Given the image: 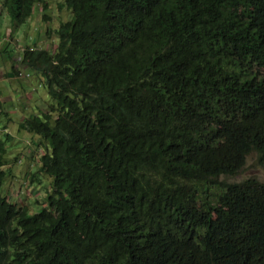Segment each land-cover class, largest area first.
<instances>
[{
  "label": "trees",
  "instance_id": "1",
  "mask_svg": "<svg viewBox=\"0 0 264 264\" xmlns=\"http://www.w3.org/2000/svg\"><path fill=\"white\" fill-rule=\"evenodd\" d=\"M40 4L0 0L15 28ZM60 7L56 53L4 61L49 94L20 126L53 192L37 214L6 199L2 126L0 264H264V181H230L252 153L264 167V0Z\"/></svg>",
  "mask_w": 264,
  "mask_h": 264
},
{
  "label": "rangeland",
  "instance_id": "2",
  "mask_svg": "<svg viewBox=\"0 0 264 264\" xmlns=\"http://www.w3.org/2000/svg\"><path fill=\"white\" fill-rule=\"evenodd\" d=\"M46 1L50 4L49 12H45L43 4L38 5L33 17L22 28H15L7 12L3 15L0 7V90L3 96L11 94L6 96V99L4 96L5 100L3 99L8 116L0 121V136L5 133L2 126L6 127L7 133L12 136V140L7 143L5 169L8 174L2 193L10 203L28 207L31 214L39 213L46 205L48 196L53 192V179L39 172L41 157L47 150L45 140L41 136L23 130L20 125L31 115L40 112V109L46 108L44 102H48V92L43 88L39 89L38 74L27 78V80L33 78L30 80L28 89L25 88L27 91L21 90L20 79H17L13 71L7 68L12 61L5 63L3 52L17 53L13 58L16 61L20 60V52L17 48L37 45L41 50L57 52L58 39L55 32L61 23L71 21L72 15L61 9L62 0ZM45 17L50 21H47ZM18 70L22 74L27 73L20 64H18ZM250 177L264 181V167L259 163L256 153L247 156L243 172L238 177L231 178L230 181L239 182Z\"/></svg>",
  "mask_w": 264,
  "mask_h": 264
},
{
  "label": "crops",
  "instance_id": "3",
  "mask_svg": "<svg viewBox=\"0 0 264 264\" xmlns=\"http://www.w3.org/2000/svg\"><path fill=\"white\" fill-rule=\"evenodd\" d=\"M6 48V47H5ZM4 49V48H3ZM17 51H18V48H17ZM15 55H17V53H13V54H11V55H8V54H6V55H4V59H3V61H5L6 59H8L9 57H12V58H15ZM2 59V58H1ZM7 61V60H6ZM5 61V62H6ZM3 65L4 64H2V67H3ZM7 68H9V69H11V65L9 66V67H7ZM23 78V77H22ZM30 85H28V87H29ZM28 87H27V89H28ZM36 90V89H35ZM34 90V91H35ZM9 92H11V90H9ZM9 95H11L10 93H8V94H6V95H4L5 96V99H6V96H9ZM4 96H3V93H1L0 94V101L2 102V104H3V112H2V114H0V116H2V118L3 117H6V115H7V112H6V105H5V99H4ZM4 99V100H3ZM2 118H0V121L2 120Z\"/></svg>",
  "mask_w": 264,
  "mask_h": 264
},
{
  "label": "clouds",
  "instance_id": "4",
  "mask_svg": "<svg viewBox=\"0 0 264 264\" xmlns=\"http://www.w3.org/2000/svg\"><path fill=\"white\" fill-rule=\"evenodd\" d=\"M35 91H36V90H35ZM35 91H34V92H35ZM47 94H48V93H47ZM48 98H49V94H48Z\"/></svg>",
  "mask_w": 264,
  "mask_h": 264
}]
</instances>
